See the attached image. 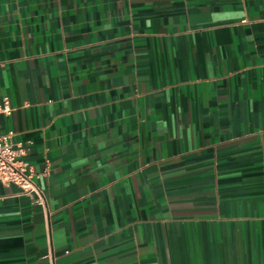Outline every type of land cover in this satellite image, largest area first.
<instances>
[{
  "label": "crops",
  "instance_id": "1",
  "mask_svg": "<svg viewBox=\"0 0 264 264\" xmlns=\"http://www.w3.org/2000/svg\"><path fill=\"white\" fill-rule=\"evenodd\" d=\"M0 264H264V0H0Z\"/></svg>",
  "mask_w": 264,
  "mask_h": 264
},
{
  "label": "built area",
  "instance_id": "2",
  "mask_svg": "<svg viewBox=\"0 0 264 264\" xmlns=\"http://www.w3.org/2000/svg\"><path fill=\"white\" fill-rule=\"evenodd\" d=\"M11 111L8 98L0 100V114ZM0 181L4 184L13 183L24 192L35 193L37 201H43V196L33 181V172L29 163L18 158V152L9 140V134L0 130Z\"/></svg>",
  "mask_w": 264,
  "mask_h": 264
}]
</instances>
